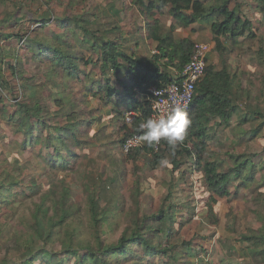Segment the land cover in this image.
<instances>
[{
	"label": "trees",
	"instance_id": "1",
	"mask_svg": "<svg viewBox=\"0 0 264 264\" xmlns=\"http://www.w3.org/2000/svg\"><path fill=\"white\" fill-rule=\"evenodd\" d=\"M56 1L65 6L64 10L47 7L38 17L30 19L32 29L25 28L22 18L15 15L0 21V118L15 137L23 135L21 144L16 146L23 149L39 146L47 151L51 168H69L70 173L77 174L78 162L70 165L69 159L78 161L82 157L76 149L81 152L90 144L83 141L84 136L99 120L92 116L81 118L87 113L83 107L88 102H80L68 92L72 79L86 81L91 74L88 68H98L103 78L92 81V86L82 84L87 91L110 104L120 120L125 119L128 111L137 113L131 123L123 122L120 126L123 149L128 138L141 134L136 131L139 123L151 117L154 97L150 89L169 83L172 69L181 71L191 58L192 35H177L178 30L191 27L193 33H209L220 62L208 59L205 75L197 84L194 100L186 112L191 124L185 139L175 148L162 141L158 149L143 143L126 153L124 162L133 164L136 179L121 197L116 191L110 202L104 204L89 180L84 181L82 203L77 204L71 202V186L67 183L44 189L34 179L24 187L22 167L6 165L1 160L0 208L4 209V215L0 217V237L7 230L9 240L14 239L16 245L6 249L0 264H195L186 259L201 257L198 252L193 254L195 236L173 241L179 232L176 226L182 228L196 216L189 200L182 208L176 203L166 205L179 188L175 173H200L208 192L207 217L213 225L220 222L214 206L219 198L231 196L234 182L237 193L241 186L248 188L253 183L255 192L263 193L264 174L258 177L256 173L264 169V161L255 162L256 153L227 151L223 156L212 144L217 129L231 126L233 118L236 120L231 133L238 140L245 135L255 139L263 130L264 113L250 109L249 105L247 109L238 105L245 97L249 100L252 92L242 87L244 72L231 69L229 64V57L238 46L257 38L258 28L240 0H131V6L146 17H153L155 11L168 10L172 18L169 26L160 19L146 24L149 38L157 43V53L140 58L123 46L129 38L123 34L111 38L109 34L115 30L105 32L96 27L101 23L96 16L98 10L92 7L93 0H51V3ZM252 1L264 25V0ZM119 13L115 10V14ZM26 58L38 67L40 83L25 76ZM45 91H49L48 98H53L54 108L40 97ZM258 118L263 121L252 128V121ZM84 124L86 128L82 127ZM165 160L172 166L167 194L157 211L147 212L137 164L143 161L145 167L156 170L166 164L162 163ZM115 180H111V186L115 187ZM121 206L123 219L118 220L116 212ZM185 208L191 213L183 220L178 217V210ZM255 214L259 219L254 229L236 231L242 247L231 245L229 253L235 256H224L217 264H264V205ZM8 223L15 228L12 232ZM118 230V238H107ZM10 253L17 254L19 262H11L7 255ZM155 258L161 261L154 263Z\"/></svg>",
	"mask_w": 264,
	"mask_h": 264
},
{
	"label": "rangeland",
	"instance_id": "2",
	"mask_svg": "<svg viewBox=\"0 0 264 264\" xmlns=\"http://www.w3.org/2000/svg\"><path fill=\"white\" fill-rule=\"evenodd\" d=\"M48 1L50 2L49 5H47ZM240 1H243L242 4H244L248 16L253 19L255 27L258 28L256 29L257 38L238 46V48L231 53L229 64L231 69L244 72V75H241L242 87L248 88L252 92V96L249 100L245 97L238 102V105L242 109H247L249 105L250 109H258L264 113V95H261V92L264 91V25L260 23L263 18L262 15H256L254 7H252V0ZM110 3L114 5L112 7L114 11L112 15L107 14V12L112 11ZM247 3H249V5H247ZM91 4L93 5V9L98 10L96 16L98 22L101 23V26L98 24L96 27H102L105 32L115 30L114 33L109 34L111 38L119 37L127 33H131V35H129L131 38L136 37L137 40L141 41H144V38L147 37V18L144 17V15H140L138 10L131 6V0H93ZM51 6L58 11H62L65 8V6L58 1L51 3V0H0V21L5 17L9 18V15H15L16 17L22 18L21 20L23 21L21 24H23L25 28L32 29L34 24L30 19L38 17L42 11ZM115 10H119L121 13L115 14ZM79 11H82V9L80 8ZM90 15L94 17L92 14ZM159 15L160 19L166 24L165 26H169L170 17L164 12H162V14H157V16ZM116 24L119 26L114 27ZM10 26L11 24L8 27ZM20 28L21 26L14 30H19ZM190 29L189 27L185 30L190 33ZM185 30H178L177 35L183 36L186 33ZM192 35L193 37L195 35V41L196 39L198 40V38H196L199 35L198 33H192ZM119 42L123 41L119 39ZM123 46L136 57L142 53L138 50L144 51L142 49L143 47L138 48V44L134 42L124 43ZM153 51L154 50L151 51L152 54ZM209 60L216 64L220 62L215 45L210 53ZM83 69L86 70V68ZM23 71L26 77H34L36 83L41 82V76L37 74L38 67L31 64L29 58H26L23 63ZM87 71H90L91 74L84 79L86 81L81 83L77 79H72L69 86L70 88H68V92L72 97L80 102H88L83 107L87 113L85 116H81V118L88 119L89 116L99 118V120L94 123L92 131L84 136L85 140H83L82 137L83 141L90 144L85 146L81 152L76 149L82 157L78 161L69 159L70 165L73 163L76 165V162H78V173H70L69 168H51V158L48 157V152L40 150L39 146H28L24 149L20 146H16L17 143L19 145L21 144L24 137L23 135L15 137L12 129L6 126L2 118H0V161L2 160L6 165L11 163L22 167L24 173V175H22V185L24 187L26 182L34 179H37L44 189L49 188L52 184H69L71 186V202L76 204L79 202L82 203V197L84 196L83 184L84 181L89 180L91 184L95 185L105 204L113 200L116 191L118 193L117 195L121 197L127 189H129L130 183L132 184L134 182L136 176L133 175L132 172L134 167L133 164L124 162L125 153L120 145L123 134L120 132V126L123 122L125 123L126 120L123 118L121 121L117 113L112 110L110 104L107 105L104 101L94 97L85 89L83 85L86 87H88L87 85L92 86V81L103 78L101 71L96 67H90ZM102 81L104 83V80ZM48 96L49 91L42 92L40 95L43 102H47L50 108H54V100L53 98H48ZM235 120L236 118H233L231 126H220L217 129L215 141L212 143L213 149L216 152L222 153L223 156L227 151H236L237 153L245 152L247 154L256 153V156L253 158L254 161L263 162L264 140L262 136L264 134V127L257 138L252 139L250 135H245V138L238 140L231 133L234 129ZM262 121V118L252 121V128L259 126ZM86 126L87 124L82 125L83 128H86ZM14 140L18 142H14ZM137 165L138 169L136 172L140 178V185L143 193V207L147 212L157 211L163 202V197L167 194L168 190L166 183L170 178L172 166L170 163H166L156 170H150L148 167H145L143 161H139ZM262 174H264V169H259L256 173L258 177H261ZM175 176L177 177V186L179 188H177L178 191L173 194L172 199L169 200L166 205L176 203L178 207L182 208L186 204L185 202L189 200V202H191L190 205L194 206L193 211L196 214L194 217V220L196 219L195 222L193 220L182 228L176 224L179 232L173 238V241L184 239V236H187L188 239L195 236L194 243L192 244V248L194 249L193 254L196 255L198 252L201 256L198 258L196 255L193 257H186V259L194 261L195 264H217L224 256L228 258L235 256L230 255L232 252L229 253L231 245L239 248L242 247V243L237 241L239 236L236 234V231H248L252 228L254 229L257 225L255 221L259 218L258 215L255 214V210H259V208L264 205V188L261 189L263 193L258 194L255 192L256 183H253L248 188L241 186V190L237 193L233 187L236 183L234 182L231 189V196L219 198L218 203L214 206V212L220 222L218 225H213L207 217L208 192L203 187L200 173L191 174V172H186L184 175L175 173ZM113 178H116L115 187L111 186V180ZM123 206H125V204H123ZM123 206L116 212L118 220L123 219ZM180 210H178V217L185 220L190 216L191 212H189L188 208L182 211ZM3 212L4 209L0 208V217H3ZM4 218H2V222L5 221ZM16 221L17 220H13L12 222ZM11 223H8L7 228L12 232L15 228ZM9 235L8 231L5 230L0 237V245L2 246L0 259H2L7 252V248H12L16 245L14 239L9 240ZM119 235L120 230L116 231L114 234H109L107 238L113 236L112 238L116 239ZM203 249L204 251H202ZM179 250L182 251L183 248ZM7 255L11 262H19L17 254H14L15 256L13 253ZM160 261L161 260L158 258L153 260L154 263H159Z\"/></svg>",
	"mask_w": 264,
	"mask_h": 264
},
{
	"label": "built area",
	"instance_id": "3",
	"mask_svg": "<svg viewBox=\"0 0 264 264\" xmlns=\"http://www.w3.org/2000/svg\"><path fill=\"white\" fill-rule=\"evenodd\" d=\"M212 50V45L208 42H195L192 49V54L189 62L182 68L181 71L173 68L171 73V81L162 87L153 86L150 89L153 95L152 113L151 117H156L161 114H167L174 108L179 107L187 112L194 100L195 89L197 84L203 79L208 65V56ZM157 53L156 50L153 54ZM137 113L128 111L124 117L126 123H131L133 117ZM135 134L128 138L123 145L124 153H129L133 148L141 147V143L130 144L129 141L133 139ZM161 144V143H160ZM160 144L155 145L156 149Z\"/></svg>",
	"mask_w": 264,
	"mask_h": 264
},
{
	"label": "clouds",
	"instance_id": "4",
	"mask_svg": "<svg viewBox=\"0 0 264 264\" xmlns=\"http://www.w3.org/2000/svg\"><path fill=\"white\" fill-rule=\"evenodd\" d=\"M190 124L191 121L187 113L176 107L167 114L149 117L140 122L136 131L141 134L135 136L129 143L143 142L153 146L163 141L175 148L178 143L185 139ZM162 163H167V161H162Z\"/></svg>",
	"mask_w": 264,
	"mask_h": 264
},
{
	"label": "crops",
	"instance_id": "5",
	"mask_svg": "<svg viewBox=\"0 0 264 264\" xmlns=\"http://www.w3.org/2000/svg\"><path fill=\"white\" fill-rule=\"evenodd\" d=\"M136 8V7H135ZM137 9V8H136ZM138 10V9H137ZM107 12V11H106ZM138 12H139V14L140 15H144V14H142L139 10H138ZM166 15H168V17H170V24H171V22H172V18H171V16L169 15V11L168 10H164L163 11ZM162 14L161 12H158V11H155L154 12V14H153V17L151 16H144V17H146L147 18V23L148 22H153L155 19H160V15L159 16H157V14ZM107 14H109V15H112L113 14V11H111V12H107ZM155 15V16H154ZM151 18H154V19H151ZM161 20V19H160ZM161 22L163 23V21L161 20ZM169 24V25H170ZM191 28V27H190ZM146 30H147V28H146ZM191 30V32H192V29H190ZM147 32V34H148V31H146ZM185 34H189V35H192V33L190 32V33H188L186 30H185ZM195 33H198L199 35H198V37H196V38H198V40L196 39V41H195V35H194V37H193V35H192V38H193V40H194V43L195 42H208V43H210L211 45H212V50L214 49V42L213 41H211L210 40V34L209 33H207V32H205V31H203V32H195ZM124 36H126L127 38H130L129 40H128V42H134V43H136V44H138V48H140V47H143L142 49L144 50V51H142V50H138V51H140V52H142V53H140L139 54V56L138 57H140V58H146V57H149V56H151V55H153L152 53H151V51L152 50H156L157 51V49H156V42H154V41H152L150 38H149V36L147 35V37H145L144 38V41H141V40H137V38L136 37H134V38H131L129 35H131V33H127V34H123ZM147 38V39H146ZM211 50V51H212ZM130 52V51H129ZM130 53H132V52H130ZM144 53V54H143ZM151 53V54H150ZM211 53V52H210ZM209 57H210V54H209V56H208V59H209Z\"/></svg>",
	"mask_w": 264,
	"mask_h": 264
}]
</instances>
